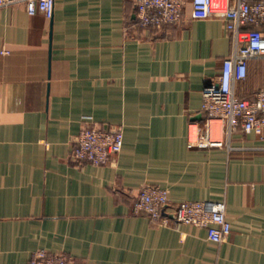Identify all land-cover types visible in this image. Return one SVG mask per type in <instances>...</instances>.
<instances>
[{"label":"crops","instance_id":"crops-1","mask_svg":"<svg viewBox=\"0 0 264 264\" xmlns=\"http://www.w3.org/2000/svg\"><path fill=\"white\" fill-rule=\"evenodd\" d=\"M186 9L155 31L131 0H55L51 19L0 8V264L38 251L75 264H264V138L238 129L230 150L189 146L233 38ZM263 86L264 60L252 59L237 95ZM84 127L120 129L121 152L101 167L72 162ZM145 186L172 204L224 202L230 235L216 244L134 214Z\"/></svg>","mask_w":264,"mask_h":264},{"label":"built area","instance_id":"built-area-1","mask_svg":"<svg viewBox=\"0 0 264 264\" xmlns=\"http://www.w3.org/2000/svg\"><path fill=\"white\" fill-rule=\"evenodd\" d=\"M137 7V23L142 29L160 30L183 21L190 5L193 21L211 18L223 20L233 38L232 53L223 59L216 79L202 93L206 114L202 130L190 137L189 146L231 149V135L241 129L246 134L264 138V86L251 99L240 98L237 86L247 78L252 59L264 60V0H131ZM22 6L29 16H53L55 0H0V8ZM227 137L228 141L224 138ZM124 144L120 129L100 130L84 127L74 140L70 160L77 164L101 167L118 155ZM133 213L145 215L161 226L185 225L204 229L207 238L223 243L232 227L222 201H184L172 204L168 192L159 186H145L132 205ZM27 264H75L64 253L35 252Z\"/></svg>","mask_w":264,"mask_h":264}]
</instances>
